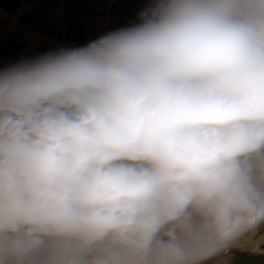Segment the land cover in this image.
<instances>
[{
    "label": "clouds",
    "instance_id": "1",
    "mask_svg": "<svg viewBox=\"0 0 264 264\" xmlns=\"http://www.w3.org/2000/svg\"><path fill=\"white\" fill-rule=\"evenodd\" d=\"M0 70V264H204L264 227V0Z\"/></svg>",
    "mask_w": 264,
    "mask_h": 264
},
{
    "label": "rangeland",
    "instance_id": "2",
    "mask_svg": "<svg viewBox=\"0 0 264 264\" xmlns=\"http://www.w3.org/2000/svg\"><path fill=\"white\" fill-rule=\"evenodd\" d=\"M150 7L152 0H21L9 10L0 0V70L132 27ZM70 26L81 27L69 36ZM254 254L264 256V227L204 264H264V259L250 258Z\"/></svg>",
    "mask_w": 264,
    "mask_h": 264
},
{
    "label": "trees",
    "instance_id": "3",
    "mask_svg": "<svg viewBox=\"0 0 264 264\" xmlns=\"http://www.w3.org/2000/svg\"><path fill=\"white\" fill-rule=\"evenodd\" d=\"M21 0H1V3L3 6H7V8H9V10H13L17 4L20 2ZM78 28L81 26H70L67 30V33L69 36H72L74 34H72V31L74 28ZM250 258H253V260H258V259H264V256L260 255V254H254V255H250Z\"/></svg>",
    "mask_w": 264,
    "mask_h": 264
}]
</instances>
